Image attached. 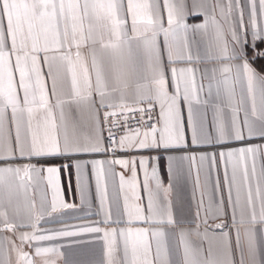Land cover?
Instances as JSON below:
<instances>
[{
    "label": "snow or ice",
    "instance_id": "6c2138e0",
    "mask_svg": "<svg viewBox=\"0 0 264 264\" xmlns=\"http://www.w3.org/2000/svg\"><path fill=\"white\" fill-rule=\"evenodd\" d=\"M2 233L0 264H264V0H0Z\"/></svg>",
    "mask_w": 264,
    "mask_h": 264
},
{
    "label": "crops",
    "instance_id": "0c3cea01",
    "mask_svg": "<svg viewBox=\"0 0 264 264\" xmlns=\"http://www.w3.org/2000/svg\"><path fill=\"white\" fill-rule=\"evenodd\" d=\"M202 19V17H201ZM189 23H192V19L189 18ZM96 158H104L102 156H98ZM116 171L119 172L121 169L119 166H116ZM141 180L143 179L142 173L140 175ZM68 174L61 173V181L64 186V195L65 199L69 202H77L78 200L75 197V176L74 174L71 176V182H72V188L71 191L68 189ZM165 183H167V177L165 175ZM117 184H118V177H117ZM143 195V193H141ZM173 200L177 203L183 204V210H178V216H186L188 219H194L195 218V207L194 203L191 199V185H187L183 187L182 189H178L177 192H174L173 194ZM21 211L24 210V197L23 193L20 194L18 201H17ZM50 227H59V225H50ZM0 235L8 236L11 235L10 233H2ZM47 243H60V241H54V242H45ZM26 250H28L26 248ZM64 252V258L60 259L58 261V264H65V260L69 262V264H94L95 261H97L100 258L99 255V245L98 244H90L87 246H74L72 248H64L62 249ZM10 259L12 261V264H15V255L10 253Z\"/></svg>",
    "mask_w": 264,
    "mask_h": 264
}]
</instances>
